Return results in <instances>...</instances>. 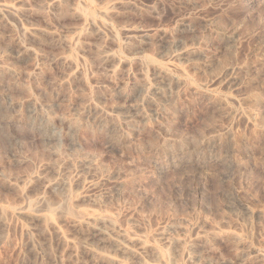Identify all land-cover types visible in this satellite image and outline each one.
I'll return each instance as SVG.
<instances>
[{
	"label": "rangeland",
	"instance_id": "obj_1",
	"mask_svg": "<svg viewBox=\"0 0 264 264\" xmlns=\"http://www.w3.org/2000/svg\"><path fill=\"white\" fill-rule=\"evenodd\" d=\"M0 3L22 8L0 12V264L119 256L68 201L147 242L127 264H264V0ZM175 66L228 109L159 73Z\"/></svg>",
	"mask_w": 264,
	"mask_h": 264
},
{
	"label": "bare ground",
	"instance_id": "obj_2",
	"mask_svg": "<svg viewBox=\"0 0 264 264\" xmlns=\"http://www.w3.org/2000/svg\"><path fill=\"white\" fill-rule=\"evenodd\" d=\"M60 1L61 0H51V5H53V6L58 5V3ZM76 1H77V5L74 8V12L78 16L87 18L88 12H86V10L82 7L81 0H76ZM21 11H22V8H19L18 6L7 4V3H0V12H6L12 18H16L19 14H21ZM102 13H103V15H107L108 11L104 10ZM89 19H90V22L91 21H92V23L95 22V20L93 18L90 17ZM101 25L104 26L105 24L103 23ZM30 31L33 32L32 30H30ZM73 32H74L73 36L66 37L64 40L66 45H68L70 47L77 40L78 30L74 29ZM34 33H35V30H34ZM23 52L24 51H22V53ZM101 53L104 57H106V59L110 58L113 61H116V57L113 54H110L109 51L103 50ZM193 54H194V52H190L188 54V56L190 57ZM60 59L62 62H65V63L67 62L70 64H72L74 61L70 56L62 57ZM198 67L199 66H197V68ZM0 71H1L0 75H2V76L9 73L8 69L7 68L5 69V67L1 68ZM174 71L176 72V74H178V78L174 77L170 72H168V70L166 68H161L159 73L161 75H163V77H165V80L169 81V83H183L186 87L185 89L187 91H189L191 94H194L197 97L209 99L212 102V104L216 107L219 106V107H223V108L228 109V104L225 102V100L221 96L216 95L210 91H202V90H200L201 88L191 85L188 78H187L188 76H187L184 69H182L179 66H175ZM73 122H72V120L70 122L72 124V126L74 124H76ZM117 145H119V144H116V146ZM56 211L59 212L65 220L70 221L75 226H79L82 228H87V229L93 230L96 233L100 234L106 241L110 242V244L113 246V248L116 250V252L119 253V256L99 255V259H100V262L102 264H127L125 261L126 256H129V255L138 256L141 254V251H145L148 249L146 241H141V240L137 241V240L131 238V236L126 231L125 232L124 231L123 232L117 231V228H116L117 227V219L112 215H109V214H85L82 212L75 214V213H72L70 208H69V201L59 205L57 207ZM38 219L39 220H45V221L46 220L51 221V218H47L45 216H38ZM53 226L57 230V227L54 224H53ZM58 238L64 245H70V243H71L65 237V235L61 232H58ZM213 238L214 239H221V240H229L230 239V242L233 241L235 243H243L244 242L243 237H241L238 234H232V233L228 234V233H222V232L221 233L215 232L213 234ZM133 242H136L138 244L139 251L134 250V248L131 246V244ZM153 251H154V254L156 257H158V258L162 257V254L159 252V250L153 249ZM257 256L259 259L264 261V254L259 253V254H257Z\"/></svg>",
	"mask_w": 264,
	"mask_h": 264
}]
</instances>
